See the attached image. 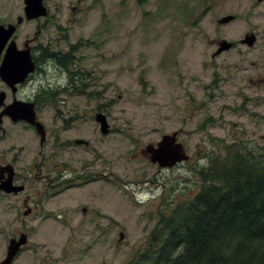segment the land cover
I'll use <instances>...</instances> for the list:
<instances>
[{
	"label": "rangeland",
	"instance_id": "374dc122",
	"mask_svg": "<svg viewBox=\"0 0 264 264\" xmlns=\"http://www.w3.org/2000/svg\"><path fill=\"white\" fill-rule=\"evenodd\" d=\"M77 1L44 0L47 14L19 25L15 40L34 23L65 55L66 67L37 72L27 89L59 88L40 121L61 126L62 179H96L73 176L75 186L54 196L30 179L24 194L38 186L40 205L29 216L20 196L0 202V262L17 230L27 244L10 264H142L153 236L166 237V216L200 190L201 170L241 157L264 163V90L254 87L264 73V0ZM21 8L0 0V19ZM227 14L235 19L217 22ZM251 31L254 45L240 43ZM221 38L236 47L211 58ZM174 131L187 161L161 167L141 154Z\"/></svg>",
	"mask_w": 264,
	"mask_h": 264
},
{
	"label": "trees",
	"instance_id": "16d2710c",
	"mask_svg": "<svg viewBox=\"0 0 264 264\" xmlns=\"http://www.w3.org/2000/svg\"><path fill=\"white\" fill-rule=\"evenodd\" d=\"M241 158L199 172L200 190L166 216L142 264H264V163Z\"/></svg>",
	"mask_w": 264,
	"mask_h": 264
},
{
	"label": "flooded vegetation",
	"instance_id": "af4514ba",
	"mask_svg": "<svg viewBox=\"0 0 264 264\" xmlns=\"http://www.w3.org/2000/svg\"><path fill=\"white\" fill-rule=\"evenodd\" d=\"M79 3L80 0L77 1V4ZM44 5L46 6L45 3ZM234 19L235 17L233 15V18L225 24L232 22ZM22 21L23 18L19 21L17 20V24H13V33H15L13 40H15L20 31L18 26ZM10 24L12 23H5L6 26ZM44 30V27L34 24L30 36L19 38L17 40L21 41L16 43L11 42L10 44L9 42H5L0 50V63L7 52H22L29 56V60L27 61H30L33 67V70L28 72L20 81L8 83L0 77V94H2V99H0V202L3 200L14 202V197L20 196L22 211L25 216L31 215L40 205V201L38 200V186L34 185L30 193L24 194L29 187L30 179L36 181L41 188L47 190L46 193H48L49 196L56 195L58 189L64 183L69 185V187H74L73 176L76 178L82 177L85 182L96 179L95 174L88 171H82L81 173L85 174L83 176L75 175L74 173H76V171H69L70 177L62 179L63 169L61 165V154H59V148L63 143L61 139V126H45L40 121V115L44 114L47 108H54L57 102H60V100L56 98L59 88L47 83L46 86L39 84L38 89H33L32 87L30 90L27 89V86L33 81L37 72L39 73L45 68L55 70L62 65L61 51L52 40H45L43 34ZM252 33L255 38L253 42L254 45L257 35L254 32ZM39 39H43L44 41ZM221 39L212 42V44L215 45V50L210 54L211 58H217L236 47L235 41L227 40L231 44L230 47L216 53L219 48L218 41ZM242 39L243 37L239 40L240 43L245 44L241 41ZM9 45H11V47L13 45V48H9ZM13 56L19 58V55L16 54ZM255 76L257 78L254 82V87L264 90V73L259 78L257 73ZM61 91L62 90H60L59 93ZM11 103H14V107L17 108L32 109L36 120L40 121L42 126L31 124L25 119H13L6 114L9 109V104ZM259 104H264V97ZM235 112L237 113V111ZM51 125L53 124L51 123ZM14 142L18 143V148L15 146ZM73 142L76 141L73 140ZM24 153L28 157V162L21 166V157L24 156ZM29 175L31 178L28 177ZM100 175L105 174L100 173ZM19 186L21 189L15 191ZM6 188H11V191H6ZM12 208L13 205L11 209ZM86 209V207H82V211ZM22 234L24 233L16 230L12 233L9 240L12 238L15 240V238L18 237L22 238L24 237Z\"/></svg>",
	"mask_w": 264,
	"mask_h": 264
},
{
	"label": "water",
	"instance_id": "95a60500",
	"mask_svg": "<svg viewBox=\"0 0 264 264\" xmlns=\"http://www.w3.org/2000/svg\"><path fill=\"white\" fill-rule=\"evenodd\" d=\"M24 3H25L24 10H25L26 18L31 19L39 15H45L46 13L45 7L42 4V0H24ZM232 18H233L232 15H226V16L219 18L217 22L226 23ZM10 33H11V30L9 33L5 32L3 33L2 36H0V50L5 40L7 39L8 35H10ZM254 40L255 38L253 34L247 33L245 34L244 38L241 41L251 46ZM218 44H219V48L217 49L216 53L220 52L223 49H228L231 45L228 41L224 39L219 40ZM14 54H18V53L9 51L6 53L5 58L10 59ZM26 60H29V56L26 57ZM8 63L12 67L11 62L8 61ZM30 70H32V64L30 61H26L23 65H17L14 68L13 73L5 74L3 78L7 82H10V83L15 82V81H20L25 76V74L29 72ZM5 72H6V69H5ZM0 99H2V94H0ZM6 114H8L9 116H12L13 119L23 118L33 124H38L39 126H41L35 120V115L32 109L17 108V107H14V104H11L9 105V110L6 112ZM96 119L100 121L101 123V128H100L101 131L104 133L107 132L108 125L105 121L104 116L99 114V116H96ZM176 135H177L176 131L172 132V134H164L161 140L157 143L156 147H153V149H151V146H147L146 150L145 151L142 150L141 152L142 153L150 152L149 160L152 163H158L160 166H173L182 160H187L188 156L185 153L183 144L180 142H177ZM20 189L21 187L19 186V188H16L15 191H18ZM5 190L11 191V188H6ZM122 236L123 234L122 232H120V237ZM24 242H25L24 237L19 238L17 241H14L13 239H11L7 247L6 257L3 261L0 262V264H10L14 255L19 250L20 245L23 244Z\"/></svg>",
	"mask_w": 264,
	"mask_h": 264
}]
</instances>
